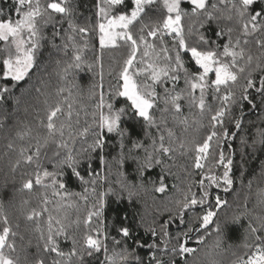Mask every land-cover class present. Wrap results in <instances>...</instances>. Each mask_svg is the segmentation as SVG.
Segmentation results:
<instances>
[{"label":"trees","instance_id":"trees-1","mask_svg":"<svg viewBox=\"0 0 264 264\" xmlns=\"http://www.w3.org/2000/svg\"><path fill=\"white\" fill-rule=\"evenodd\" d=\"M50 2L53 0H41L42 5ZM212 2L218 5V10H213L216 19L209 21L203 15H192L190 2L182 1L181 7L187 13L182 21L187 43L198 47V50L222 52V45L228 42V29L231 28L233 43L237 37L242 41L248 39L250 43L246 46L247 49L254 56L259 55L260 50L256 47L255 40L264 36V33L258 31L244 37L240 28L241 18L232 8V0H229L227 5L218 0ZM98 3L100 0H68L70 15L54 13L51 23L40 24L43 37L40 40L41 47L36 53V65L25 80L18 82L3 76L4 53L0 52V89L9 90L5 93V99L0 101V121L4 123V127L0 128V230L5 226L2 217L7 216V226L16 233L15 236H10L8 241L15 244V252H10L7 248L5 252L13 258H19V264H35L38 258L44 259L45 264H52L56 259L62 261V264L65 262L81 264V257L82 264H99L105 259L103 251L99 253L93 251L92 256H88L85 251L86 236L92 235L95 238L96 230L99 228L101 232L99 238L107 245L109 254L127 249L140 258L138 264H154V261L150 260L153 253L157 259L166 262L170 257H174L177 264H234L238 258L246 259L253 249L245 248L244 244H251L254 240L248 225L251 222L253 226L259 227L260 218L264 217V203L257 197L258 190L264 188V143H261V133H264V98L256 88H253L249 90V100L241 99L247 75L245 73L232 85L235 96L227 105L219 99L225 94L223 86L219 93H214L211 87L206 88V110L201 115L199 108L189 103L188 93L192 90L190 83H186L184 74L186 69L191 77L201 72V69L191 58L190 52L178 49L174 36L161 33L157 37H147L148 43L154 44L155 48L150 50L149 57L143 59L147 63L155 61L160 66L171 63L172 67H175L174 60L169 62L164 59L165 53L161 49L167 48V55L172 57H175L176 51H180L184 68L176 73H170L179 75L180 78L175 83L162 79L160 83L154 85L159 99L154 109L150 110L155 118V126H149L143 118L134 115L131 101L126 97L115 96V92L122 84L118 77L123 62L127 59L128 49L122 42H119L121 46L117 48L103 50L100 48L99 30L96 26L100 20L97 16ZM235 3L239 5V0H235ZM133 6L130 0H125V6L120 10L130 13ZM15 7V0H0V10L7 14L2 18L8 19L10 16L15 21L18 18ZM155 7L158 11L152 14V19L145 18L143 21L149 24V27L162 24L167 15L166 9L159 1ZM261 7H264V3L256 0L255 5L250 6L249 12H252L253 8L259 11ZM229 16L232 19H228ZM69 20L76 27L87 28V34L73 32L69 28ZM139 28L140 24H137L133 29L137 37L141 34ZM148 30L145 28V35ZM54 32H59L60 35L54 37ZM69 35L74 37L75 47L73 42L67 39ZM200 35L210 43L203 45L199 40ZM65 43L69 45L66 50L63 48ZM217 45L221 47L217 49ZM3 46L4 42L0 41V48ZM140 48L136 67L144 68L146 65L139 63L144 45L141 44ZM77 49L82 50L80 67L71 69L65 75L64 68L72 62ZM259 75L258 71L252 75L257 87ZM214 78L213 72L208 74V83L210 84ZM136 80L141 85L152 84L150 72L137 76ZM61 88L64 92L58 94ZM165 89L173 95L181 93L179 116L181 119L188 118L187 131L184 130L183 124L173 119L174 110L171 105H165L163 100ZM101 91L104 93L105 102L113 103L114 110L127 109L121 116L118 131L108 132L106 128L101 130L98 127L100 110L96 105ZM194 94L198 100L200 90L195 89ZM45 100L48 104L62 103L64 114L59 116L57 123L71 125L65 127L63 139L68 142L73 156L79 161L76 169L80 177H83L81 180L80 177L73 175L72 169L66 165L62 168L59 166L58 161L67 155L68 149H57L55 144H50L41 150L40 162L43 166L41 171L47 168L49 172H63V175H57L55 178L66 185L65 189H58L62 193H68L64 199L54 196L51 188L36 186L32 191L23 189V183L27 179L35 178L34 164H21L15 171L12 170V164L19 158V147H28L29 144L34 146L35 143L31 138L19 140L16 132L30 127L33 135L45 134L41 124V121L46 122L48 105L45 104ZM68 103L72 104L71 118L66 116ZM209 106L212 112L207 111ZM166 107L169 109L167 112L163 111ZM221 107H226L228 111L223 117V124L213 128L210 117ZM103 111L107 114L108 110L105 108ZM237 119L241 121L239 129L235 127ZM86 128L89 131L84 133ZM168 129L174 133L172 147L175 151L169 155H158L156 159L162 162L157 164L153 161L152 167L144 169L141 173V163L147 153L153 151V140L156 139L158 145V137L163 134L167 146ZM224 129H227V136L223 135ZM213 130L221 136L220 145H217L214 138L210 154L203 161L205 167L196 169L194 167L196 153L193 146L201 143ZM121 131L124 133L123 137L120 135ZM96 132L102 133L105 147L92 151L90 146L96 139L94 135ZM180 141L185 142V149L179 148ZM9 142L13 143L12 149L7 147ZM137 143L142 147H134ZM221 150L225 155V163L228 158L233 161L230 175L234 183L228 191L224 190L226 185L222 180H219L217 185L211 184L208 179L210 175L217 178L223 175L224 166L218 163ZM55 151H60V157L53 155ZM161 178L165 191L157 192L155 189L160 186ZM92 180H95V184L91 183ZM200 180H204V190L208 191L209 195L204 205L187 210L185 220L190 225L198 227L200 221L197 217H202L206 211L213 210L217 215L206 228L199 227L198 231L190 233L188 246L196 249L194 253L185 254L184 257L174 256L170 251L171 247L176 245L174 238L177 233L187 230L186 225L180 223L179 218L175 216L177 212L175 202L183 198L189 186L191 192L196 193L199 199L203 194L199 185ZM44 183L50 184L51 179L46 178ZM45 194L49 200L46 205L48 211L29 220L27 217L33 209L41 212L45 207L42 202ZM217 196L227 201L220 208L215 207ZM100 201L103 202L100 215H93L90 223L86 224L89 213H94L100 208ZM49 215L65 225L66 235L61 234L55 239L65 254L72 252L73 248L76 249V255L70 260L67 256L57 257L55 253L45 252L43 249L45 240L41 239V232L47 236ZM170 216L173 218L167 230L171 238H161L160 226L169 220ZM237 217L239 219H236ZM217 224L220 225L219 232L216 230ZM122 227L129 228L128 237H124L119 231ZM150 228L156 229L158 234L156 237L151 235ZM256 235L264 236V230ZM200 236L203 237V242H199ZM117 241L119 243H116ZM165 241H168L167 250L164 247ZM217 241L221 244L220 248L215 246ZM152 244L156 246L148 247Z\"/></svg>","mask_w":264,"mask_h":264},{"label":"snow or ice","instance_id":"snow-or-ice-1","mask_svg":"<svg viewBox=\"0 0 264 264\" xmlns=\"http://www.w3.org/2000/svg\"><path fill=\"white\" fill-rule=\"evenodd\" d=\"M16 7L15 13L18 18L13 21L9 16L8 19L2 18L4 15L3 10H0V41L5 42L3 48H0V52L4 53V58L2 60L3 66V76L5 78H11L14 81H23L27 76H29L31 70L36 65V53L41 47L40 40L43 38L41 36L40 24L43 23L47 25L52 22L53 14H62L64 16L71 14V9L67 6L68 0H53V2L42 5L41 0H15ZM134 5L130 13L126 11H121L120 9L125 6V0H100L97 4L98 12L97 16L100 20L97 23V28L99 30V45L103 50L105 48H117L123 43L128 49L127 59L124 60L123 66L119 72V80H122L119 90L115 92V96L126 97L127 100L131 101V108L134 110V115L143 118L149 126H155V118L150 113V110L154 109L159 96L155 91L154 85L160 83L162 79H167L175 83L179 80V75H171L170 73H176L180 69L184 68L183 61L181 59L180 51H176L175 57L167 55L168 49L162 48L161 51L165 53L164 59L166 61H173L175 67H172L171 63H165L160 66L158 63L153 61L152 63H147L143 58L150 56V50H154L155 45L148 43L147 37H157L158 34L167 33L168 35H173L174 40L178 49L190 52L191 58L195 61L196 65H199L201 72L193 74L191 77L185 69V81L190 83L191 90L188 93L189 103L195 105L199 108L200 114L203 115L206 110L205 103V89L211 87L214 93H219L221 88L225 89V94L219 99H221L225 105L233 100L235 92L232 90V85L236 84L241 78V75L247 74L245 76V85L241 93L242 100H249V90L256 88L264 98V36L255 40L256 47L260 50V54L254 56L247 49L250 41L248 39L241 40L237 37L235 43L232 41L231 33L232 29H228V42L222 45V52L217 50H198V47L190 46L185 38L184 25L182 23L185 15L187 13L182 9V0H163V8L166 9L167 15L163 19L162 24H155L149 27V24L144 23V19H152V14L156 13L158 9L155 5L158 0H130ZM264 3V0H261ZM221 3L227 5L229 0H221ZM256 0H239V5L232 0V8L235 9L236 14L241 18L240 28L242 35L248 37L256 32L264 33V7H261L259 11L254 8L252 12H249L250 6L255 5ZM192 6V15H203L207 20L211 21L216 19L213 10H218V5L213 3L212 0H190ZM27 9V10H24ZM115 10V12H114ZM228 19H232L231 16ZM137 24H140L139 32L141 33L138 37L134 35L133 29ZM69 28L78 34H87L88 29L85 27H76L71 20H69ZM145 28H148L147 34H144ZM191 29H189V33ZM222 34V33H221ZM59 32H54L53 36H59ZM161 41L163 36L161 35ZM69 41L73 42V47H75V40L72 35L67 37ZM200 42L203 45H208L210 42L205 39L203 35L199 37ZM143 44L142 57L139 61L141 64H145L144 68L136 67L137 64V54L141 52L140 45ZM55 46V45H54ZM86 46V45H85ZM69 47L67 43L63 45L66 50ZM221 45H217L216 48L219 49ZM81 49H77L72 57V62L68 63L64 68V73L67 75L69 71L73 68H79L82 61ZM66 54V53H65ZM224 58V59H222ZM230 58V59H227ZM242 61V63H241ZM259 72V86L257 87L256 81L252 79L254 72ZM150 72V79L152 84L144 83L139 84L136 80L137 76L144 73ZM214 72L215 78L211 80L210 84L207 81L209 73ZM103 73H101V85L102 88ZM195 89L200 90V96L197 100L194 92ZM9 90L7 88L0 89V101L5 99V93ZM39 91V89H37ZM64 92L61 88L58 90V94ZM67 99V97H65ZM165 105H171L174 110L173 119H177L179 123L185 126V131H187L188 118H180L181 113V93L171 94L168 89H165V96L163 98ZM45 104L48 105L46 112V122L41 121L43 128L45 129V134L41 135L36 133L33 135V130L30 127H26L23 130L16 132V136L19 140H24L25 138H31L35 141L34 146L29 144L28 147H19V158L15 160L12 164V170L15 171L17 167L21 164L35 165L34 180L32 178L27 179L23 183V189L32 191L34 187L41 186L45 189L51 188L52 194L54 196L61 197L64 199L68 193H62L58 189H65L66 185L59 182L55 177L57 175H63V172H49L47 168L42 169L41 155L42 149L47 148L50 144H55L57 149H68L67 155L58 161L59 166H68L72 169L73 175L80 177L79 171L76 169V165L79 163L77 159L73 156L72 150L69 149L68 142L63 139L65 135V127H70L71 125H66L65 123H57L60 115L64 114L63 106L61 102H56L54 104H48L45 100ZM99 111V129L106 128L108 132H115L119 130V124L121 116L126 112V108H119L114 110V105L111 102H105V96L103 91L99 94V102L96 105ZM107 108V114L103 109ZM66 116L71 118L72 116V104L67 105ZM163 111L167 112L169 109L166 107ZM207 111L212 112V108L209 106ZM228 111L226 107H221L215 110V113L211 115L210 122L212 127L215 128L216 125L223 124V117ZM95 116V113L93 114ZM166 123V121H162ZM4 127L3 121H0V128ZM235 127L239 129L241 127V121L239 119L235 122ZM89 130L84 129V133ZM96 139L94 143L90 146L92 151L98 149L102 150L105 147V141L103 139L102 133H94ZM121 137L124 133L120 132ZM224 136L228 135L227 129H224ZM167 136L169 138L168 144L166 146L165 136L161 134L158 137L159 143L157 145L156 139L153 140V151L147 153L143 162L140 165V171L146 168L152 167L153 161L157 164L161 163L160 159H156L158 155H169L175 151L172 147V142L174 138V133L171 129L167 130ZM262 139L261 143H264V133H261ZM216 139L217 145H220L221 136L213 130L201 143H196L193 146V150L196 153L194 157V167L196 169H203L205 167L202 161L206 160L210 154L212 148V140ZM7 147L9 149L13 148V143L9 142ZM134 147H142L141 144H134ZM180 149H185L186 145L184 141L179 143ZM30 153V154H29ZM183 154V153H182ZM46 155V153H45ZM55 157H60V151H55L53 153ZM219 164L224 166V172L222 177L217 178L215 175H210L208 177L211 184H217L218 181L222 180L226 185L225 191L233 185V179L230 175L232 170L233 161L231 158L227 159L225 163V155L221 150L219 152ZM56 166V165H54ZM46 178L51 179L50 184H45ZM83 180V177H80ZM91 183L95 184V180ZM199 185L202 191V196L198 199L196 193L191 192V186H189L188 192L183 194V198L177 200V212L175 216L179 218V222L186 225L187 230L177 233L174 238L176 240V245L172 246L170 251L174 256L184 257L185 254L194 253L195 248L188 246V241L191 239L190 233L192 231H198L199 227L206 228L210 223L213 222V218L217 213L213 210L206 211L202 217H197L200 221L199 226L190 225L188 221L185 220L186 212L189 209H194L197 205H204L205 200L208 197V191L204 190V180L199 181ZM249 187H251V181H249ZM157 192H164L165 185L163 183V178H161L160 186L155 189ZM87 191V190H85ZM95 191V189H93ZM103 195V194H102ZM258 200L264 203V188L259 189L257 192ZM43 204L45 207L41 212H37L35 209L28 215V219L32 220L35 217H39L43 212H47L48 209L46 205L49 203L48 197L45 194L43 197ZM100 208L96 212H90L86 224L90 223L93 215L99 216L103 207V202L100 201ZM227 201H223L219 196L216 197L215 207L220 208ZM173 217H169V220L165 221L161 225L160 236L161 238L169 237L170 233L167 228L171 223ZM236 219H239L238 217ZM3 224L5 225L2 230H0V264H19V258H13L10 254L5 252L7 248L10 252H15V244L9 243V237L15 236L16 233L12 232L8 225V217H2ZM47 236L41 232V239L45 240L43 249L45 252L55 253L57 257H65L70 260L72 256L76 255V249L73 248L72 252L65 254L60 250L59 245L55 239L56 236L61 234L66 235L65 225L61 223L60 220H54L52 215L48 216L47 220ZM55 225V227H54ZM250 234L254 237L253 243H245L244 247L248 249H253L252 253L247 256V258H238L234 264H264V236L256 235L261 230H264V217L260 218V226L255 227L250 222L248 225ZM217 232L220 231V225L216 226ZM119 231L124 237L130 235V230L128 227H122ZM149 231L153 237H156L157 231L155 228H150ZM101 235L100 229L96 230V237L88 235L85 238L86 254L92 256L93 251L99 253L103 251L105 259L100 261L99 264H138L140 258L135 256L134 252L130 253L127 249H122L120 252L113 251L109 254V249L107 245L99 238ZM67 238V237H66ZM199 242H203V237H198ZM75 244V241H73ZM116 243H119L117 241ZM155 244L148 245V247H155ZM217 248L221 247L219 241H217ZM164 247L168 249V241L164 242ZM83 258L81 257V264ZM154 264H177L174 257H170L166 262L162 259H157L155 253L150 257ZM35 264H45V260L38 258L35 260ZM52 264H62V261L56 259L52 261ZM66 264V262H65Z\"/></svg>","mask_w":264,"mask_h":264},{"label":"rangeland","instance_id":"rangeland-1","mask_svg":"<svg viewBox=\"0 0 264 264\" xmlns=\"http://www.w3.org/2000/svg\"><path fill=\"white\" fill-rule=\"evenodd\" d=\"M161 4H162V6H163V0H158ZM182 1H188V2H190V0H182ZM218 1H221V0H218ZM167 34V33H166ZM168 35V34H167ZM169 36H173V35H169ZM5 43V42H4ZM198 67H199V65H198ZM200 68V67H199ZM201 71H202V69H201ZM214 73V72H213ZM210 74V73H209ZM215 75V74H214ZM202 163H203V161H202Z\"/></svg>","mask_w":264,"mask_h":264}]
</instances>
